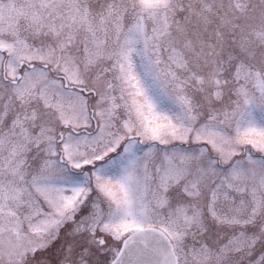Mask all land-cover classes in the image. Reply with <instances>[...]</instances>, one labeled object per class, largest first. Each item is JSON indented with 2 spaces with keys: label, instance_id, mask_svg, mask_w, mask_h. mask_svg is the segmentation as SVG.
<instances>
[{
  "label": "snow or ice",
  "instance_id": "1",
  "mask_svg": "<svg viewBox=\"0 0 264 264\" xmlns=\"http://www.w3.org/2000/svg\"><path fill=\"white\" fill-rule=\"evenodd\" d=\"M0 264H264V0H0Z\"/></svg>",
  "mask_w": 264,
  "mask_h": 264
}]
</instances>
